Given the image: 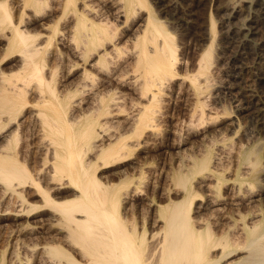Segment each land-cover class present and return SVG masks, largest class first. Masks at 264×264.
I'll return each mask as SVG.
<instances>
[{
	"label": "bare ground",
	"instance_id": "obj_1",
	"mask_svg": "<svg viewBox=\"0 0 264 264\" xmlns=\"http://www.w3.org/2000/svg\"><path fill=\"white\" fill-rule=\"evenodd\" d=\"M11 1L0 0V193L10 192L0 212L23 215H0V233L11 237L0 239V264H264V210L248 206L263 191L255 190L252 174L236 173L235 208L227 202L233 196H224L227 176L217 174L210 202L226 205L194 216L203 197L195 182L218 170L209 151L200 158L179 152L177 165L162 163L155 179L145 170L178 147L167 139L149 142L152 132L166 133L165 101L175 96L178 75L174 38L150 1L81 0L82 8L78 0ZM121 14L132 35L124 49L116 40ZM232 32L230 45L242 36ZM210 35L197 73L186 77L196 95L200 77L210 73L213 20ZM252 45L242 43L236 56L264 57L263 46ZM130 102L136 112L115 121L130 112ZM203 115L202 109L200 123ZM242 159L253 174L260 171L259 158L245 154L240 165ZM46 222L57 233L35 227Z\"/></svg>",
	"mask_w": 264,
	"mask_h": 264
},
{
	"label": "rangeland",
	"instance_id": "obj_2",
	"mask_svg": "<svg viewBox=\"0 0 264 264\" xmlns=\"http://www.w3.org/2000/svg\"><path fill=\"white\" fill-rule=\"evenodd\" d=\"M9 1L13 2L11 0ZM149 1L154 9L157 10L160 22H163L162 24L164 25V27L168 29L167 31L173 36L175 46L177 47L175 48L177 50L178 56V61L176 64L178 75L171 82L172 85L173 83H176L174 85L175 87L173 86L176 93L172 98H166V108H164V111H166V118L164 117V119H162V121H164L161 122L163 132L166 133L164 136H162L158 132H152L153 134L151 133L150 136L151 141L149 142L151 143V145L160 144L163 139H167L166 141H169V143L172 144H176L178 147H175V149L173 148L170 151L168 150L167 152L163 153V156L159 158L157 157L156 160L154 158L151 164L145 166V170L149 168L148 171L152 172L155 179L156 177L158 178L159 168L162 163H168L169 161L177 165L180 156L178 155L179 152H182L181 154L184 153L187 157L195 156L200 158L203 154H206L207 151H209L212 154V169H214V167H217L218 170L216 173L207 172L204 176H200L198 178L199 181L197 180L195 182V185H198L196 189L198 188L197 190L203 197H201L199 201H196L194 203V207L196 208L193 207V215L196 216L198 213L205 214L208 211H214L215 207L220 208L225 204L222 202V206L220 204V207H217V205L214 207V205L212 206V203L210 202L212 201L211 191L216 184L217 174H221L225 177L227 176L226 178L228 179V181L227 183H225L226 185H224L223 188L225 194L224 196L229 199L233 196L231 198L233 199L235 197L236 190H238L239 188L237 182L238 177L236 176L237 172L239 174H252L253 180L257 182L255 190L260 189V191H263V198L261 197L262 199L260 200V202H256L254 204L250 203L253 205L251 206L249 203H247L249 201H246L244 199L243 201H246L245 204H249L248 206H250V208L257 205L256 207H254L255 210L257 208H263L264 210V57L252 55L251 57L249 56L248 58H242V60H240L241 58L236 56L241 48L242 43L246 45L253 44L252 46L254 47L263 46L262 48H264V31L261 30L263 29L262 27L264 22V0H156L159 1V4H157V2L155 3V0ZM53 2L54 1H50L49 3L50 7L52 4L50 10H53L55 14H58L57 11H59V9L56 8L57 6L55 2ZM78 6L79 8L83 7L81 4V0H78ZM157 6L159 7L157 8ZM26 12L27 14H31L32 10H27ZM27 14L26 16H28ZM143 18H146V14ZM124 20V15L121 14L118 22V24H120L118 28L119 30L117 32V35L119 37L116 36V40H118L119 38L121 39H119L118 41L122 40V46L120 44V47H122V49H124V47L126 48V46L128 47L131 45L130 38H132V35H126L127 29L126 24L123 23ZM212 20L214 21L216 27V35L214 37L215 39L213 40L211 54L212 56L210 62L211 66L209 70L210 73L200 77L201 79H199V81L203 86V91L196 95L193 87L191 86L189 78L187 79L186 77H188L189 75L192 76L193 74L197 73L202 53L210 45V27ZM141 24L144 25V22H141ZM257 28L259 29V31ZM255 30H257L256 33L259 32V34H256ZM260 30L262 31L261 33ZM234 31L242 34V36L240 35V38H238L237 40H233L234 44L237 43V47L233 43L231 45L227 43L228 41H230V33H235ZM245 31L247 33H245ZM244 41L247 43H245ZM58 42L59 41H57L56 43ZM126 42H128L129 44ZM231 46H234L237 51ZM230 48L232 51L230 50ZM263 50L264 49H262V51ZM123 54L124 56H121L123 60L121 59L120 61L124 64H127V62L130 61L129 57L131 56V54L129 52ZM250 58H252V60H250L247 64L246 62H248L247 60H249ZM260 61H262L263 63ZM239 66L244 69L245 72L243 71V74L238 73V71L241 69ZM247 70L249 73L247 72ZM236 71L237 76L238 74L241 76V79L239 80L238 78L236 79L233 77V74L236 73ZM246 74L250 77L246 76ZM260 75L262 76V78ZM132 76L133 75L130 74L128 77ZM234 76H236V74H234ZM127 79L128 78L126 77V80ZM132 80L134 81V79ZM206 84H208L209 87ZM241 84H245V86L243 87V85ZM231 85H235L236 87H238V91L240 92H235L234 90L229 89ZM204 86L206 88H204ZM233 92L236 94H233ZM128 108V111L130 112L117 115L115 121L116 119L122 120L124 119V117H129L130 115H128V113H132L134 111L136 112L137 106L131 103V105L129 104ZM202 109L204 111V115L203 120L200 123L197 119H199V117L201 116ZM256 110L260 111L258 113H261L262 115H258ZM196 120L198 122H196ZM193 134H195L194 137ZM149 142L148 145H150ZM245 154H248L250 158H253V161L259 158L258 162L260 165H258L259 168H261L258 173L253 174V165L251 166L250 164H244L243 159L242 165H240L239 159L244 157ZM255 155L257 156L254 157ZM187 157L185 158L186 163L191 162V159H188ZM244 167L247 168L245 169ZM248 169H250L249 172ZM169 184L170 183H168V185ZM30 191L32 190H28L30 194L27 192V195L29 194L28 196H30L32 199L35 193ZM175 191L176 188L172 186L169 195L172 196ZM9 193L10 192H8L6 195L0 193V202L2 201L3 203H5L4 200H7ZM231 193H233V195ZM227 195L230 196L228 197ZM224 196L221 199H223ZM235 201L233 199L232 201L230 200L227 202L235 208L238 205L236 198ZM2 214L7 215L8 217H13V215L21 217V215H23L22 213L16 212H0V215ZM257 214L260 213L257 212ZM258 218L259 217H257V219ZM20 219L24 222V218ZM21 220L19 222H22ZM198 222H200L201 225L203 224L201 220H199ZM35 227H41L46 231L49 230L54 233H57L56 230L59 228L58 226L54 225V223L51 224L48 222H46L45 225L44 223H42V225L38 224V226ZM47 227L48 229H46ZM30 228L31 227H29L28 229ZM4 231H6V229ZM4 231L0 233V239L1 242L5 243L8 240L10 241L11 237L9 238L7 233H4ZM237 231L242 232L241 225H239ZM3 234H6L5 236L7 238L5 236V238H3ZM1 246H3L2 243L0 244V248Z\"/></svg>",
	"mask_w": 264,
	"mask_h": 264
}]
</instances>
